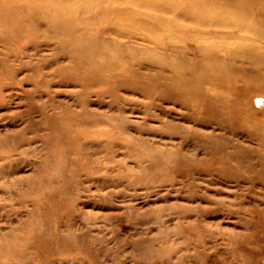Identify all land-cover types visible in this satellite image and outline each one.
I'll list each match as a JSON object with an SVG mask.
<instances>
[{"label": "rangeland", "instance_id": "1", "mask_svg": "<svg viewBox=\"0 0 264 264\" xmlns=\"http://www.w3.org/2000/svg\"><path fill=\"white\" fill-rule=\"evenodd\" d=\"M262 97L264 0H0V264H264Z\"/></svg>", "mask_w": 264, "mask_h": 264}, {"label": "bare ground", "instance_id": "2", "mask_svg": "<svg viewBox=\"0 0 264 264\" xmlns=\"http://www.w3.org/2000/svg\"><path fill=\"white\" fill-rule=\"evenodd\" d=\"M179 94L177 93V95H175V93L172 94L173 97H175L178 101H180L181 103L188 105L190 102L191 106L190 108H192L193 110H195L197 107L201 106L203 111H205L206 109L209 110L208 106L205 104L206 102L204 100H196V99H192L189 97H185L183 94H181L180 96H178ZM264 98V97H262ZM200 107V108H201ZM206 112V111H205ZM204 112V113H205ZM193 116V115H192Z\"/></svg>", "mask_w": 264, "mask_h": 264}]
</instances>
